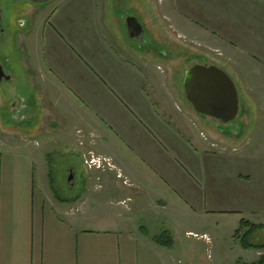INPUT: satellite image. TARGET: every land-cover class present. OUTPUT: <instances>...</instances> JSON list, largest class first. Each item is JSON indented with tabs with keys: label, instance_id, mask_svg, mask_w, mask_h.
<instances>
[{
	"label": "crops",
	"instance_id": "obj_1",
	"mask_svg": "<svg viewBox=\"0 0 264 264\" xmlns=\"http://www.w3.org/2000/svg\"><path fill=\"white\" fill-rule=\"evenodd\" d=\"M14 30L0 79V264L264 255L233 238L242 220L264 226V0H51ZM197 63L235 82L233 122L181 105L177 75ZM88 152L113 168L87 167ZM54 155L77 191L54 186ZM233 179L237 209L217 197ZM164 231L170 247L154 239Z\"/></svg>",
	"mask_w": 264,
	"mask_h": 264
},
{
	"label": "water",
	"instance_id": "obj_2",
	"mask_svg": "<svg viewBox=\"0 0 264 264\" xmlns=\"http://www.w3.org/2000/svg\"><path fill=\"white\" fill-rule=\"evenodd\" d=\"M183 90L186 101L198 114L223 124L236 120L240 108L238 90L229 74L216 64L190 66L185 71Z\"/></svg>",
	"mask_w": 264,
	"mask_h": 264
},
{
	"label": "rangeland",
	"instance_id": "obj_3",
	"mask_svg": "<svg viewBox=\"0 0 264 264\" xmlns=\"http://www.w3.org/2000/svg\"><path fill=\"white\" fill-rule=\"evenodd\" d=\"M0 4H2V6H5V7L6 6H9V5H7V1H5V0H0ZM15 20L16 19H14L12 21L10 20L8 26H10V24L11 25H14L15 24ZM178 66H179V70H181L180 69V65H178ZM184 75H185V73L183 74L181 72L177 75L178 83L180 81L179 88H180V90L182 92V95H183L182 96V99L180 101H181V105L183 107H189V103L185 99V96L183 94L184 93L183 92V88H182L183 87ZM194 115H196L198 117H205V116H202V115H200L198 113H195V112H194ZM239 142H237V144H239ZM242 142L243 141H241L240 143H242ZM232 151H236V150H232ZM235 153H237V151ZM231 155H233V154H231ZM54 158L55 159L53 160L52 166H50V169L52 168V170H53V182H54V186L59 190V193L61 195H68L71 192H73L74 190L77 191V188H79L80 186L79 187L76 186V188H74V189H70L69 188V183H68L69 173H68V167H67V160L63 156H57V157H55V155H54ZM219 165H222V164H219ZM231 167L233 168V170L234 169H239V171L241 170V166L238 165V163H236L235 160L233 161ZM77 173H78V175L76 177L79 180L80 179L81 170L79 169ZM51 180H52V177H51ZM225 187L227 188V187H229V185L227 184V185H225ZM230 187L232 188V189H230L231 190V193L230 192H227L225 194V192H220L217 197H222V198L224 196L228 197L227 202L231 204V207L229 209H233V208H236L237 209V208H240L239 207L240 206L239 204L241 202L240 199H239L240 198V195L237 192L238 191V184H235V180L234 179H233ZM220 201H223V200H220Z\"/></svg>",
	"mask_w": 264,
	"mask_h": 264
},
{
	"label": "flooded vegetation",
	"instance_id": "obj_4",
	"mask_svg": "<svg viewBox=\"0 0 264 264\" xmlns=\"http://www.w3.org/2000/svg\"><path fill=\"white\" fill-rule=\"evenodd\" d=\"M7 5L2 6L0 4V77L1 79H8V75L5 71H8L9 67L14 66V63L10 59H6L3 53L8 48V42L10 35H14V27L16 25L19 15L28 14L31 7L37 4L46 5L51 0H5ZM15 20L14 25H9V21ZM10 29V30H9ZM2 69V70H1Z\"/></svg>",
	"mask_w": 264,
	"mask_h": 264
},
{
	"label": "trees",
	"instance_id": "obj_5",
	"mask_svg": "<svg viewBox=\"0 0 264 264\" xmlns=\"http://www.w3.org/2000/svg\"><path fill=\"white\" fill-rule=\"evenodd\" d=\"M263 225H256L247 220H242L239 228L235 231L233 238L235 241L245 249H264V242L259 241L261 237V230ZM159 245L170 247L173 243V237L168 231H164L161 235L154 238ZM243 264V263H239ZM249 264H264V255H262L257 261Z\"/></svg>",
	"mask_w": 264,
	"mask_h": 264
},
{
	"label": "built area",
	"instance_id": "obj_6",
	"mask_svg": "<svg viewBox=\"0 0 264 264\" xmlns=\"http://www.w3.org/2000/svg\"><path fill=\"white\" fill-rule=\"evenodd\" d=\"M83 161L85 165L91 169L113 168L112 160L107 157L88 152L84 155Z\"/></svg>",
	"mask_w": 264,
	"mask_h": 264
}]
</instances>
